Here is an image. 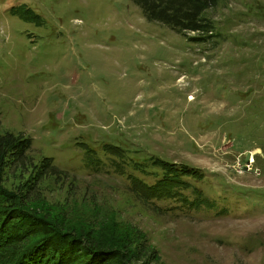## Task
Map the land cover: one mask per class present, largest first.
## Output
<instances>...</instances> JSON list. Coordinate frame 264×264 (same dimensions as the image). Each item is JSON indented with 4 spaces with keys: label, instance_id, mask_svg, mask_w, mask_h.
I'll return each instance as SVG.
<instances>
[{
    "label": "rangeland",
    "instance_id": "rangeland-1",
    "mask_svg": "<svg viewBox=\"0 0 264 264\" xmlns=\"http://www.w3.org/2000/svg\"><path fill=\"white\" fill-rule=\"evenodd\" d=\"M209 16L221 37L195 44L132 0H0V133L70 171L41 184L39 208L138 229L161 264H264V0ZM152 158L199 171L197 190L232 212L140 201L127 175ZM4 180L21 193L30 179Z\"/></svg>",
    "mask_w": 264,
    "mask_h": 264
},
{
    "label": "trees",
    "instance_id": "trees-1",
    "mask_svg": "<svg viewBox=\"0 0 264 264\" xmlns=\"http://www.w3.org/2000/svg\"><path fill=\"white\" fill-rule=\"evenodd\" d=\"M132 1L147 21L166 26L191 43L203 44L221 37L218 26L209 16L218 9L220 0ZM20 11L14 13L20 14ZM32 151L30 138L0 133V264H161L159 252L138 229H120L113 221L98 216L78 220L55 213L49 206L39 208L41 184L51 179L65 183L70 171L60 169L50 157L35 162ZM85 151L88 166H102L96 154ZM120 151L113 146L103 150L106 154L124 157ZM10 168L23 179H30L28 187L24 186L25 192L10 193L5 189L4 176ZM133 170L142 175H127L132 191L146 204L176 200L181 204L179 209L187 213L207 207L225 215L232 212L210 203L197 190L195 183H200L201 174L192 168L152 158L148 164H135Z\"/></svg>",
    "mask_w": 264,
    "mask_h": 264
},
{
    "label": "bare ground",
    "instance_id": "bare-ground-1",
    "mask_svg": "<svg viewBox=\"0 0 264 264\" xmlns=\"http://www.w3.org/2000/svg\"><path fill=\"white\" fill-rule=\"evenodd\" d=\"M191 99H193V98L191 97Z\"/></svg>",
    "mask_w": 264,
    "mask_h": 264
},
{
    "label": "water",
    "instance_id": "water-1",
    "mask_svg": "<svg viewBox=\"0 0 264 264\" xmlns=\"http://www.w3.org/2000/svg\"><path fill=\"white\" fill-rule=\"evenodd\" d=\"M249 158H247V160H248Z\"/></svg>",
    "mask_w": 264,
    "mask_h": 264
}]
</instances>
